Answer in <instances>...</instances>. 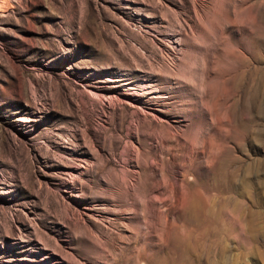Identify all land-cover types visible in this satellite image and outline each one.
<instances>
[{"label": "rangeland", "instance_id": "1", "mask_svg": "<svg viewBox=\"0 0 264 264\" xmlns=\"http://www.w3.org/2000/svg\"><path fill=\"white\" fill-rule=\"evenodd\" d=\"M0 264H264V0H0Z\"/></svg>", "mask_w": 264, "mask_h": 264}]
</instances>
